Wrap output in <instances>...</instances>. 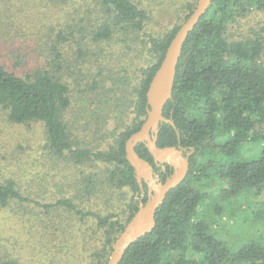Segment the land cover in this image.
I'll list each match as a JSON object with an SVG mask.
<instances>
[{
  "label": "trees",
  "instance_id": "1",
  "mask_svg": "<svg viewBox=\"0 0 264 264\" xmlns=\"http://www.w3.org/2000/svg\"><path fill=\"white\" fill-rule=\"evenodd\" d=\"M46 2L70 6L72 21L56 34V28L42 30L39 40L48 38L45 42H29L27 32L14 24L10 34L0 36V119L29 130L36 124L42 133V143L30 154L17 135L7 148L0 146V213L22 218L33 212L31 207H42L72 215L68 220L82 229L84 243L89 240L88 264H106L114 241L148 198L146 182L141 190L126 159L125 142L145 120L150 80L197 0H178L174 12L182 18L162 35L145 32L149 12L135 0ZM7 6L12 8V0H0V18ZM254 9L264 12V0H212L184 40L156 144H180L183 155L191 151L188 173L156 210L153 229L133 241L118 264H264L263 244L251 241L232 252L199 216L208 196L201 181L218 162L213 176L226 184L221 196L264 197V144L257 158L246 160L242 152L264 143V132L257 129L264 122V43L258 36L233 38L229 30ZM67 41L75 44L79 57L95 59L97 70L86 85L77 79V88L65 73ZM110 42H116L118 58L132 60L104 88L100 83L109 69L103 47ZM136 49L146 52L141 66L132 57ZM75 106L79 110L72 111ZM109 119L111 130L106 129ZM87 125L96 145L81 144L78 133ZM135 151L160 181L171 174L170 164L157 166L144 143ZM41 186L55 189L47 198L56 199L43 203ZM98 198L102 212L89 206ZM50 222L43 226L56 225ZM1 243L0 264H21Z\"/></svg>",
  "mask_w": 264,
  "mask_h": 264
},
{
  "label": "rangeland",
  "instance_id": "2",
  "mask_svg": "<svg viewBox=\"0 0 264 264\" xmlns=\"http://www.w3.org/2000/svg\"><path fill=\"white\" fill-rule=\"evenodd\" d=\"M20 1L12 0V8L7 6L8 9L1 13L0 36L3 33L10 34L15 26L20 33H23L22 29L27 32L29 42L40 41L41 31L46 27L56 28L52 32L56 34L58 30L64 28L66 23L72 21V15L70 16L72 11L68 5L58 8L59 5L52 6L46 0H23L22 6H18ZM135 1L149 12V19L145 24L146 33L162 35L179 22V18H182V13L178 11L175 14L174 12L176 6L179 5L178 0ZM76 5H79L78 1ZM229 30L233 38L258 36L264 43V12L256 9L250 11L232 24ZM47 40L48 38H42L40 42ZM103 48L104 67L109 70L105 75V83L100 84H104V88H109L112 81L118 75L123 74V67L127 68L132 59L118 58L116 42H110ZM139 49L133 52L132 57L135 64L141 66L147 62V57L146 52ZM62 50L66 59L65 63H68V69L65 72L68 81L74 88L75 81L82 77L80 83L86 85L90 74L97 70L94 57H79L77 47L70 41L64 43ZM261 60L264 64V49ZM131 70L129 68L130 76ZM99 95L102 96L101 93ZM91 106L93 108L95 105L91 104ZM77 110L79 108L75 106L72 111ZM113 126V120L109 119L106 129L111 130ZM81 128L82 131L78 133L83 140L81 144L96 145L98 142L93 139L89 126H81ZM257 129L264 132V122L259 124ZM40 130L39 125L36 124L29 130L24 126L8 125L0 119V146L7 148L6 146L11 144L8 143L10 139L17 135L22 139L24 153H33L32 146L42 143ZM262 144L264 143H253L249 150H242L243 157L246 160L257 158L261 154ZM218 158L219 156L216 155L211 157L216 161ZM218 163L211 165L210 169L205 171V178L201 181L207 189L208 196L200 204V218L210 225L211 232L232 252L251 241L264 245V197L259 195L261 199L257 202L249 197L248 193L236 198L221 196L220 190L226 184L223 180L213 176ZM48 189L55 190L52 187ZM50 190H45L43 186L40 187L39 193L42 194L43 203L56 199L54 196L47 198L50 196ZM98 199L97 204L95 200H90L89 206L96 207L102 212L103 206L100 198ZM31 209L33 212L22 218L16 216L8 219L5 214L0 213V245L2 241L3 248L10 256L17 258L21 264H88L91 251L89 240L83 242L80 236L82 229L74 225L76 222L70 221V217L74 216L60 212V210H44L42 207H31ZM47 221L56 225L52 228L43 226Z\"/></svg>",
  "mask_w": 264,
  "mask_h": 264
},
{
  "label": "water",
  "instance_id": "3",
  "mask_svg": "<svg viewBox=\"0 0 264 264\" xmlns=\"http://www.w3.org/2000/svg\"><path fill=\"white\" fill-rule=\"evenodd\" d=\"M211 2L212 0H197L193 11L171 39L146 91V118L140 128L125 142L126 159L134 169L135 178L141 190L143 189L142 182H146L148 198L144 203H139L138 209L114 241L106 264H118L126 248L144 233L153 229L156 210L163 203L167 193L176 187L188 173L191 151L183 155L180 144L158 147L156 140L158 126L165 121L162 111L166 102L171 98L182 44ZM141 142L144 143L155 164L169 163L172 167L171 174L164 181H160L152 165L135 151V146Z\"/></svg>",
  "mask_w": 264,
  "mask_h": 264
},
{
  "label": "flooded vegetation",
  "instance_id": "4",
  "mask_svg": "<svg viewBox=\"0 0 264 264\" xmlns=\"http://www.w3.org/2000/svg\"><path fill=\"white\" fill-rule=\"evenodd\" d=\"M186 155V154H185ZM157 165V164H156ZM158 166V165H157Z\"/></svg>",
  "mask_w": 264,
  "mask_h": 264
}]
</instances>
